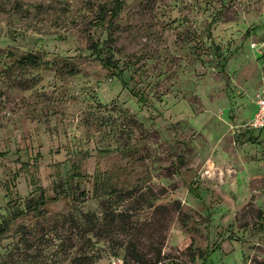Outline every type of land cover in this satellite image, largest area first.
Segmentation results:
<instances>
[{
	"label": "rangeland",
	"instance_id": "1",
	"mask_svg": "<svg viewBox=\"0 0 264 264\" xmlns=\"http://www.w3.org/2000/svg\"><path fill=\"white\" fill-rule=\"evenodd\" d=\"M263 71L264 0H0V261L264 264Z\"/></svg>",
	"mask_w": 264,
	"mask_h": 264
},
{
	"label": "trees",
	"instance_id": "2",
	"mask_svg": "<svg viewBox=\"0 0 264 264\" xmlns=\"http://www.w3.org/2000/svg\"><path fill=\"white\" fill-rule=\"evenodd\" d=\"M119 3L113 7L112 10L109 11V18L110 20L116 16V14L118 13L119 7H120V1H118ZM97 45L95 43H91L89 49L95 51L97 49ZM14 62L18 63V64H25V65H30L33 67H37L40 64L44 63V61H41L40 57L36 54L33 53H27L24 55H21L19 57V59H15ZM104 63V65L106 66H112V63H110L109 59H105L102 61ZM4 154V152L0 151V157ZM105 172V171H104ZM104 172H100L96 175L90 174L88 176H94V190L93 193L94 195L96 194V196H102V195H106L108 193L114 192L116 191V187H114L113 183L110 181L108 175H106ZM73 174L76 176H80L81 173L77 167V165H74V169H73ZM88 174V173H87ZM98 175H103L102 177H99ZM38 198V197H37ZM36 199H28V201L26 202V209L29 207H32V209H36L39 207V204H42L43 202H45V198L43 195L39 196V199L37 201ZM36 200V201H35ZM34 201V203H33ZM86 219L92 221V219L90 218V216H88L87 214L85 215ZM89 224H91V227H89L88 229H85L86 232H92V234H96L98 229H95V224L92 222H89ZM6 231V225H4L3 223H0V238L2 236V234ZM126 250L130 253V255L132 256V258L134 259L135 262H139L141 260L140 254L137 255V247L134 243L129 242L126 246ZM0 264H6L5 260L4 261H0Z\"/></svg>",
	"mask_w": 264,
	"mask_h": 264
},
{
	"label": "built area",
	"instance_id": "3",
	"mask_svg": "<svg viewBox=\"0 0 264 264\" xmlns=\"http://www.w3.org/2000/svg\"><path fill=\"white\" fill-rule=\"evenodd\" d=\"M256 110L251 119L244 126L249 129H264V71L260 75V85L254 94ZM113 264H121L120 259H114Z\"/></svg>",
	"mask_w": 264,
	"mask_h": 264
},
{
	"label": "crops",
	"instance_id": "4",
	"mask_svg": "<svg viewBox=\"0 0 264 264\" xmlns=\"http://www.w3.org/2000/svg\"><path fill=\"white\" fill-rule=\"evenodd\" d=\"M253 104H254V107H255V109L253 110V113H252V115L250 116V118L249 119H251L252 118V116L254 115V113H255V110H256V105H255V103H254V101H253ZM248 119V120H249ZM247 120V121H248ZM246 129H248V130H254V131H258V130H264V129H249V128H246Z\"/></svg>",
	"mask_w": 264,
	"mask_h": 264
}]
</instances>
